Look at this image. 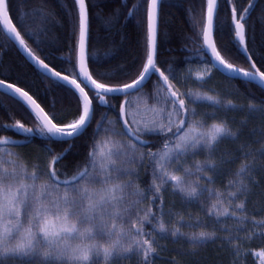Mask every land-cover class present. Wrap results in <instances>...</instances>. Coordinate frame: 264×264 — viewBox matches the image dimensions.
Masks as SVG:
<instances>
[{"label": "snow or ice", "instance_id": "6c2138e0", "mask_svg": "<svg viewBox=\"0 0 264 264\" xmlns=\"http://www.w3.org/2000/svg\"><path fill=\"white\" fill-rule=\"evenodd\" d=\"M260 2L188 8L182 67L160 59L165 0H122L143 40L119 63L94 47V0H0V57L22 53L0 96L23 113L0 122V264H264V99L236 86L264 92Z\"/></svg>", "mask_w": 264, "mask_h": 264}, {"label": "trees", "instance_id": "16d2710c", "mask_svg": "<svg viewBox=\"0 0 264 264\" xmlns=\"http://www.w3.org/2000/svg\"><path fill=\"white\" fill-rule=\"evenodd\" d=\"M17 0H14L16 3ZM98 5V8L94 10L93 13V22H92V32L94 47L99 49L100 55L103 56L105 52H108L112 47V41L116 42V48L118 51L115 52L116 59L113 63H119L121 60L128 58L129 56L135 55L139 49L137 48V43H142V28L138 27L137 18H130L125 22L124 15L127 13V8L124 7L122 0H94ZM132 0H129V7L131 6ZM19 3L22 6V10L32 9L39 5V0H19ZM165 3L169 5L163 10V23L161 24V32L166 33L164 36V41L161 45V54L160 59L167 60L171 57H175L178 64L182 67L185 65L182 64L184 57L186 55H192V52H188L184 49L185 42L188 37L193 35L190 25L187 20L186 10L188 8H196L199 5V0H165ZM67 4L69 8L72 6V0H53V6L56 7L57 11H60V5ZM120 11L122 13L120 23L122 27L119 28L120 35L116 34V29H113L111 32L106 31L105 20L113 12ZM261 10H264V0H261L257 4L256 10L253 12V20H255ZM100 13V18L97 19L95 13ZM257 39H260V24L257 23ZM59 34L63 37L66 35V28H61L57 30ZM123 37V41H122ZM122 41V42H121ZM188 48H194L195 45L188 40ZM171 50V51H170ZM3 60L5 65L8 64H20L22 63V53L17 51V48L14 44H8L7 51L3 53V56L0 57ZM195 67V65H192ZM215 84L220 87H226L227 81L222 80V78L217 77L214 81ZM237 87L241 91H248L254 94V96L259 99H264V92H261L258 87L249 86L247 89L243 84H237ZM43 88V85H41ZM61 93L57 90V96H60ZM67 103V101H65ZM0 122H7V115L5 109L12 110L16 113L17 117H23V113L6 97L0 96ZM260 121L253 120L249 124V128L258 127ZM91 132V129L89 130ZM87 137L77 141V146L73 150L72 155L69 156V159L77 158L83 159L86 145ZM59 147V146H58ZM23 151H30L29 149H24ZM147 178V177H145ZM253 246L258 247L261 244L259 239L252 241ZM171 248L172 246L169 245ZM227 260V257H225Z\"/></svg>", "mask_w": 264, "mask_h": 264}, {"label": "rangeland", "instance_id": "374dc122", "mask_svg": "<svg viewBox=\"0 0 264 264\" xmlns=\"http://www.w3.org/2000/svg\"><path fill=\"white\" fill-rule=\"evenodd\" d=\"M125 264H126V262H125Z\"/></svg>", "mask_w": 264, "mask_h": 264}]
</instances>
